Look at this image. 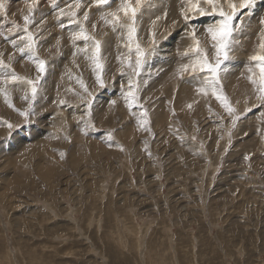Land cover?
<instances>
[{"label": "rangeland", "instance_id": "1", "mask_svg": "<svg viewBox=\"0 0 264 264\" xmlns=\"http://www.w3.org/2000/svg\"><path fill=\"white\" fill-rule=\"evenodd\" d=\"M169 1L141 0L130 42L126 31L114 32L101 19L121 0L107 7L79 0L80 9L77 0H3L0 59L11 69L0 67V88L8 92V101L0 94V264H264V102L247 71L259 79L250 57L264 54V0L251 15L239 13L244 31L234 34L238 43L215 92L203 75L181 71L195 59L184 55L193 40L182 0ZM28 3H35L28 32L47 62L31 108L23 81L3 83L10 72L37 76L11 43L24 46ZM60 9L75 11V20L88 12L84 27L102 42L105 88L96 84L92 62L76 53L85 44H73L79 28L58 17ZM216 19L191 21L211 63L216 57L204 30ZM136 43L146 60L138 76L118 59L134 63ZM129 76L138 97L132 107L122 96ZM80 81L95 97L91 117ZM89 120L94 127H86Z\"/></svg>", "mask_w": 264, "mask_h": 264}, {"label": "snow or ice", "instance_id": "2", "mask_svg": "<svg viewBox=\"0 0 264 264\" xmlns=\"http://www.w3.org/2000/svg\"><path fill=\"white\" fill-rule=\"evenodd\" d=\"M113 0H96V5L98 7L109 6ZM201 2L203 3V7L201 6ZM182 3L185 5L181 9V15L183 17V23L186 25V32L193 40V45L190 49L184 53L185 56H192L193 59L189 64L182 65L181 71H189L195 77L196 75H203L205 84L212 88L215 92L216 89L221 88L220 80H219V71L221 66L225 64L226 61L230 59L228 52L232 49L234 45L238 42L234 38V34L240 33L244 31L245 26V17L239 15L242 9H247V15L252 14V10L254 9L257 0H240L239 5H237L233 0H225L224 3H221V0H182ZM141 0H136L135 6H133L131 0H121L119 7L116 11L104 13L101 16V19L105 22V24L110 25L112 30L115 31H126L128 40L132 42L133 37L137 31V13L140 10ZM35 7V3H28V15L23 16L24 26L23 31L26 33L25 36L20 37V42L23 43V47H19L17 40H12L11 43L14 47L19 48V52L26 55L29 60H31L37 70V76L35 80L26 79L18 76L15 72H10L6 74L3 83L4 85H8L9 83H15L18 81H23V83L30 89L31 96L29 97L28 93L25 92L22 97L24 100L28 101L29 108H31V102L35 100L38 85L40 80L43 78L44 73L47 71V62L41 59L36 53V41L33 39L32 33L28 32V25L32 22V11ZM76 9L81 8V3L77 0L75 4ZM227 8V10H225ZM7 7L3 0H0V14H6ZM121 13H123L124 18L126 19V23L121 22ZM213 16L218 19L215 20V23L209 24L205 28V34L211 40V49L215 53V63H211L209 61L208 55L203 47H201L200 41L196 38L197 29L191 26V21L198 16ZM59 16H68L70 18V22H73L79 28V31L74 32L71 39L73 44L75 45L76 41H83L85 44L84 48H77L76 53H83L86 58H88L93 65V72L96 75V84L99 88L103 89L106 87L105 82L102 78L101 73L103 72V64L101 63V41L96 39L94 36L90 35L87 29L84 27L85 22L88 20V12H84L83 20H75L76 12H65L63 9H60ZM157 19H160L159 17ZM236 21H239L237 23ZM13 23V28L19 29L20 25L16 24L15 21ZM155 21H153V25H155ZM176 23L175 21L173 22ZM261 24H264V19L261 20ZM62 28L64 27L63 23L60 25ZM96 25L93 24V28ZM190 27V31L188 28ZM11 31V30H10ZM3 35V33H0ZM153 51L155 50V39H153ZM59 44V41H57ZM128 48L129 53L133 51L131 47V43L125 45ZM261 52L264 53V33L261 35V42L259 45ZM135 61L134 63L130 58H120L121 64L127 63L128 67L132 70V73L135 75L140 74V69L144 63H146L145 52L140 47L139 43L135 45ZM73 53V55H76ZM250 62L255 63L256 69L259 72V79H256L255 70L251 67L247 69L249 72L248 79L254 84L257 85V91L260 93L259 99L264 102V54L253 55L250 57ZM0 67L11 69V65H5L3 60L0 59ZM121 75H124L123 68L121 69ZM10 77V78H9ZM81 86L84 89V92L89 97L86 103V115L91 117L93 103L95 101V97L92 92H90L83 84V81H80ZM135 85L131 80V76H129V84L128 91H122V96L129 107H132L133 103H136L138 97L133 91ZM200 91H204L201 89ZM0 94L5 97V100L8 101V92L6 88H0ZM218 99H222L226 101V98L218 96ZM60 103H64L63 100ZM116 101H111L110 105H115ZM9 106H11L9 102ZM225 106L228 109L230 115H233V120L239 119L238 116H235L234 109L225 103ZM142 107V105L140 106ZM20 115L24 116L26 119L30 115L29 111L25 110L20 112ZM146 111L143 113L142 121L146 123L147 121L143 119L146 117ZM7 127L11 129L13 127L12 124H7ZM86 127H94L91 121L89 120L86 124ZM87 134V133H85ZM109 140H111V133H109ZM63 153H61V157L63 158ZM247 158V157H246Z\"/></svg>", "mask_w": 264, "mask_h": 264}, {"label": "bare ground", "instance_id": "3", "mask_svg": "<svg viewBox=\"0 0 264 264\" xmlns=\"http://www.w3.org/2000/svg\"><path fill=\"white\" fill-rule=\"evenodd\" d=\"M170 1H171V0H170ZM170 1H169V2H170ZM174 2H175V1H174ZM170 5H171V4H170ZM173 5H174V4H172V6H173ZM168 9H170V8L168 7ZM168 11H169V10H168ZM171 11H172V8H171ZM169 13H170V12H169ZM141 22H142V21H141ZM42 48H43V47H42ZM53 79H54V78H53ZM162 251H163V250H162Z\"/></svg>", "mask_w": 264, "mask_h": 264}]
</instances>
